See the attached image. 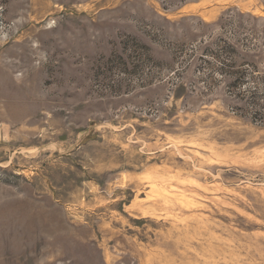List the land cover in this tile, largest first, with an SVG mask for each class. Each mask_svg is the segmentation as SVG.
<instances>
[{
  "label": "rangeland",
  "instance_id": "obj_1",
  "mask_svg": "<svg viewBox=\"0 0 264 264\" xmlns=\"http://www.w3.org/2000/svg\"><path fill=\"white\" fill-rule=\"evenodd\" d=\"M0 264H264V0H0Z\"/></svg>",
  "mask_w": 264,
  "mask_h": 264
}]
</instances>
